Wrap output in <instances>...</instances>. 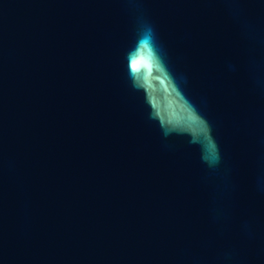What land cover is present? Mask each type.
Wrapping results in <instances>:
<instances>
[{"label": "water", "instance_id": "water-1", "mask_svg": "<svg viewBox=\"0 0 264 264\" xmlns=\"http://www.w3.org/2000/svg\"><path fill=\"white\" fill-rule=\"evenodd\" d=\"M0 264H264V0H0Z\"/></svg>", "mask_w": 264, "mask_h": 264}, {"label": "clouds", "instance_id": "clouds-1", "mask_svg": "<svg viewBox=\"0 0 264 264\" xmlns=\"http://www.w3.org/2000/svg\"><path fill=\"white\" fill-rule=\"evenodd\" d=\"M141 43L147 48L148 50V55L149 57L155 61V63L160 66L163 67L162 65V61L159 60V57L153 47V45L151 44V39H150V32L148 34H146L145 39L141 41ZM166 70V69H165ZM218 159V155L213 157L212 162H215Z\"/></svg>", "mask_w": 264, "mask_h": 264}, {"label": "snow or ice", "instance_id": "snow-or-ice-1", "mask_svg": "<svg viewBox=\"0 0 264 264\" xmlns=\"http://www.w3.org/2000/svg\"><path fill=\"white\" fill-rule=\"evenodd\" d=\"M140 63L139 60H132L131 63H130V69H136L137 65Z\"/></svg>", "mask_w": 264, "mask_h": 264}]
</instances>
